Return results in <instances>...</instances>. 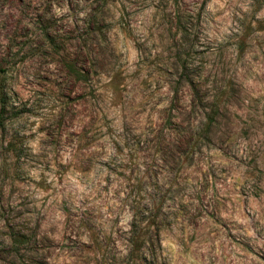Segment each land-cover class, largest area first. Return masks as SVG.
Returning a JSON list of instances; mask_svg holds the SVG:
<instances>
[{"label": "rangeland", "instance_id": "obj_1", "mask_svg": "<svg viewBox=\"0 0 264 264\" xmlns=\"http://www.w3.org/2000/svg\"><path fill=\"white\" fill-rule=\"evenodd\" d=\"M0 264H264V0H0Z\"/></svg>", "mask_w": 264, "mask_h": 264}, {"label": "trees", "instance_id": "obj_2", "mask_svg": "<svg viewBox=\"0 0 264 264\" xmlns=\"http://www.w3.org/2000/svg\"><path fill=\"white\" fill-rule=\"evenodd\" d=\"M210 112H211V110H210ZM135 221H136V218H135V214H133V223H135ZM135 243V242H134ZM133 245H136V244H133V241H132V246Z\"/></svg>", "mask_w": 264, "mask_h": 264}]
</instances>
